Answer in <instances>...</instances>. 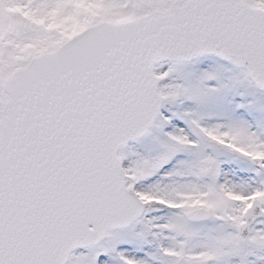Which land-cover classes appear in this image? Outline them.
Listing matches in <instances>:
<instances>
[{
    "label": "snow or ice",
    "instance_id": "obj_1",
    "mask_svg": "<svg viewBox=\"0 0 264 264\" xmlns=\"http://www.w3.org/2000/svg\"><path fill=\"white\" fill-rule=\"evenodd\" d=\"M0 264H264V0H0Z\"/></svg>",
    "mask_w": 264,
    "mask_h": 264
}]
</instances>
